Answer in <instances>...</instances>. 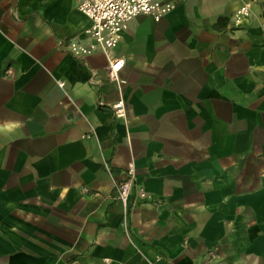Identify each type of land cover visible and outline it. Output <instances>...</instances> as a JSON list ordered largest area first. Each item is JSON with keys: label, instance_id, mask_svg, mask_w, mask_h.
Segmentation results:
<instances>
[{"label": "crops", "instance_id": "crops-1", "mask_svg": "<svg viewBox=\"0 0 264 264\" xmlns=\"http://www.w3.org/2000/svg\"><path fill=\"white\" fill-rule=\"evenodd\" d=\"M161 1L118 88L75 0H0V264H264V0Z\"/></svg>", "mask_w": 264, "mask_h": 264}, {"label": "built area", "instance_id": "built-area-1", "mask_svg": "<svg viewBox=\"0 0 264 264\" xmlns=\"http://www.w3.org/2000/svg\"><path fill=\"white\" fill-rule=\"evenodd\" d=\"M77 10L91 21V25L84 31L86 42L71 41L66 45L67 51L77 60L95 52L104 54L108 60L107 75L118 88L125 82L118 76L124 66L122 59L109 56L110 52L121 40L128 24L137 16L144 15L154 21L162 19L171 9L172 5L161 0H75ZM252 14L251 2L243 3L235 12L233 22L239 24ZM261 39L264 42V20L259 22ZM10 72L7 71V74ZM62 86V84H60ZM103 103H100L102 106ZM116 115H124V103L119 99L111 107ZM125 180L114 185L113 198L119 201L125 209L128 207L129 196L133 186L132 169H128ZM139 198L146 197V193L139 189Z\"/></svg>", "mask_w": 264, "mask_h": 264}]
</instances>
